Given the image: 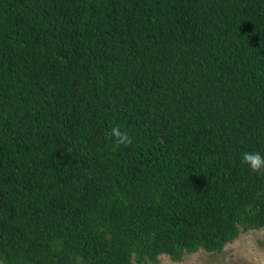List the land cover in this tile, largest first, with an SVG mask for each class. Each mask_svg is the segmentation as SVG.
<instances>
[{
  "label": "trees",
  "instance_id": "obj_1",
  "mask_svg": "<svg viewBox=\"0 0 264 264\" xmlns=\"http://www.w3.org/2000/svg\"><path fill=\"white\" fill-rule=\"evenodd\" d=\"M245 152L264 0H0L1 264L218 254L264 228Z\"/></svg>",
  "mask_w": 264,
  "mask_h": 264
},
{
  "label": "rangeland",
  "instance_id": "obj_2",
  "mask_svg": "<svg viewBox=\"0 0 264 264\" xmlns=\"http://www.w3.org/2000/svg\"><path fill=\"white\" fill-rule=\"evenodd\" d=\"M158 259L157 264H264V228L242 231L218 254L198 250L179 261L163 254Z\"/></svg>",
  "mask_w": 264,
  "mask_h": 264
},
{
  "label": "clouds",
  "instance_id": "obj_3",
  "mask_svg": "<svg viewBox=\"0 0 264 264\" xmlns=\"http://www.w3.org/2000/svg\"><path fill=\"white\" fill-rule=\"evenodd\" d=\"M110 136L115 138L118 144L129 145L132 143L131 138L126 132H122L118 127L111 129ZM242 163L246 164L254 173L264 174V156L258 152H245Z\"/></svg>",
  "mask_w": 264,
  "mask_h": 264
}]
</instances>
